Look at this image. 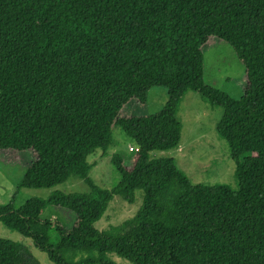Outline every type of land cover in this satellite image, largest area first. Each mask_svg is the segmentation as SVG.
<instances>
[{
  "label": "trees",
  "instance_id": "16d2710c",
  "mask_svg": "<svg viewBox=\"0 0 264 264\" xmlns=\"http://www.w3.org/2000/svg\"><path fill=\"white\" fill-rule=\"evenodd\" d=\"M214 40L244 68L237 99L204 83L203 47ZM153 87L166 89L158 112L124 114ZM187 91L222 108L215 130L235 163V190L193 184L174 159L152 155L178 146ZM116 128L136 150L129 165L111 156L119 181L103 189L87 157L104 154ZM0 150L35 154L18 189L70 177L89 187L0 205V222L52 264H114L110 254L133 264H264V0H0ZM138 191L134 216L95 229L114 196L132 203ZM47 206L73 224L43 219ZM0 264L40 262L0 238Z\"/></svg>",
  "mask_w": 264,
  "mask_h": 264
},
{
  "label": "rangeland",
  "instance_id": "374dc122",
  "mask_svg": "<svg viewBox=\"0 0 264 264\" xmlns=\"http://www.w3.org/2000/svg\"><path fill=\"white\" fill-rule=\"evenodd\" d=\"M203 80L206 85L237 99L245 87L244 68L236 57L232 47L226 42L211 41L203 47ZM167 100L166 89H149L147 101L139 105L132 101L124 114L147 115L158 112ZM222 108L207 104L198 93L187 91L182 98L176 116L181 122V135L177 147L166 151H153L154 157H168L175 160L178 167L193 184L226 185L236 189L235 163L230 156L229 147L216 132V123L222 115ZM134 144L116 128L112 131V143L104 154L96 149L87 160L92 164L89 177L93 183L103 189L112 188L119 181V174L111 163L113 154L125 157L124 164L129 165ZM35 159L32 151L14 152L0 150V205L20 207L32 198L46 199L53 191L65 193L89 191V187L80 179L68 178L65 182L51 188H19L18 185L26 167ZM142 192L135 194L132 203L125 202L120 196H114L103 216L94 223L95 229L103 231L117 226L131 218L141 205ZM43 219L57 220L65 227H70L74 216L63 208L47 206L42 213ZM0 238L11 240L25 247L40 264H52L47 254L36 249L32 241L19 233L8 229L0 222ZM54 240V237L51 238ZM114 264H133L115 254L108 255Z\"/></svg>",
  "mask_w": 264,
  "mask_h": 264
},
{
  "label": "built area",
  "instance_id": "2783aa9c",
  "mask_svg": "<svg viewBox=\"0 0 264 264\" xmlns=\"http://www.w3.org/2000/svg\"><path fill=\"white\" fill-rule=\"evenodd\" d=\"M129 150H130V151H134V150H136V148H132V147H130Z\"/></svg>",
  "mask_w": 264,
  "mask_h": 264
}]
</instances>
